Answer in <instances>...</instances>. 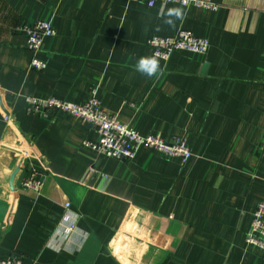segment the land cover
I'll return each mask as SVG.
<instances>
[{"label": "crops", "instance_id": "obj_1", "mask_svg": "<svg viewBox=\"0 0 264 264\" xmlns=\"http://www.w3.org/2000/svg\"><path fill=\"white\" fill-rule=\"evenodd\" d=\"M207 1L218 7L0 0V257L264 264V251L246 241L264 201V0ZM38 20L56 30L39 53L44 70L30 67L16 30ZM180 29L207 38L208 51L154 56L148 40ZM141 57L156 58L158 71H137ZM94 90L142 135L184 138L192 157L183 163L146 146L130 161L108 157L84 144L97 140L94 127L66 111L35 115L25 100L84 104ZM31 171L40 193L22 186Z\"/></svg>", "mask_w": 264, "mask_h": 264}, {"label": "built area", "instance_id": "obj_2", "mask_svg": "<svg viewBox=\"0 0 264 264\" xmlns=\"http://www.w3.org/2000/svg\"><path fill=\"white\" fill-rule=\"evenodd\" d=\"M144 1L150 6L157 0ZM163 3L174 2L182 6H199L215 9L218 4L207 0H158ZM16 30L26 37L27 47L32 52L30 67L36 70H44L47 63L39 57L44 48L45 39L56 34V30L48 20H38L33 23H22ZM148 44L156 57L168 60L175 50H186L198 54H205L210 46L207 38L195 35L191 30L180 29L174 36H153ZM96 90L84 104H77L55 97L40 98L26 96L25 100L29 112L35 115L46 116L51 111H66L81 119L84 123L94 127L98 132L96 141L86 140L84 144L108 157L123 161L133 160L142 146L155 149L167 156L178 157L186 163L193 155L191 148L184 138L176 137L172 141H166L157 135H142L129 123L123 122L117 115L106 110L96 95ZM1 94V93H0ZM4 120L9 122L11 116L5 114ZM22 186L27 190L40 193L43 188V180L31 171L22 181ZM71 204L66 203V207ZM74 224L71 225V229ZM246 241L249 245H255L264 251V201L259 202L252 213L251 228ZM0 264H28L23 256L0 257Z\"/></svg>", "mask_w": 264, "mask_h": 264}, {"label": "clouds", "instance_id": "obj_3", "mask_svg": "<svg viewBox=\"0 0 264 264\" xmlns=\"http://www.w3.org/2000/svg\"><path fill=\"white\" fill-rule=\"evenodd\" d=\"M167 15L169 17L175 16L180 18L181 12L179 9H169ZM165 22L169 24L173 23L171 19H167ZM158 68L159 62L154 57H141L136 62V70L148 76L155 74L158 71Z\"/></svg>", "mask_w": 264, "mask_h": 264}]
</instances>
